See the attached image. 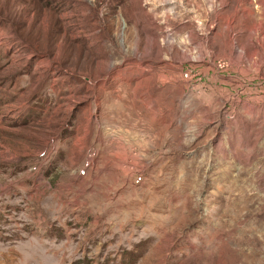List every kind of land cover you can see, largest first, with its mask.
<instances>
[{
  "label": "rangeland",
  "instance_id": "1",
  "mask_svg": "<svg viewBox=\"0 0 264 264\" xmlns=\"http://www.w3.org/2000/svg\"><path fill=\"white\" fill-rule=\"evenodd\" d=\"M0 264H264V0H0Z\"/></svg>",
  "mask_w": 264,
  "mask_h": 264
}]
</instances>
